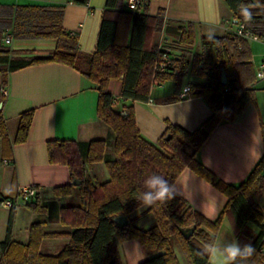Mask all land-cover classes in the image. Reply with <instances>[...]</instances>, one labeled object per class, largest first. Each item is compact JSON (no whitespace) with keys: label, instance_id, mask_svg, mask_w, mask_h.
<instances>
[{"label":"trees","instance_id":"1","mask_svg":"<svg viewBox=\"0 0 264 264\" xmlns=\"http://www.w3.org/2000/svg\"><path fill=\"white\" fill-rule=\"evenodd\" d=\"M149 1L143 2L145 12L138 13L124 11V0H106L96 49L92 53L82 52L78 35L63 27L64 5H0V87L7 85L11 71L46 62L67 64L94 82L98 91L97 115L114 134V157L106 160L107 143L103 139L89 142L51 139L46 142L49 162L66 165L71 179L80 180L78 185L71 183L53 188L57 198L71 194L74 189L77 191V204L59 208V221L72 230L46 231L43 222L37 221L30 225L26 243L14 241L10 238L11 212L6 237L0 243V264H123L117 240H137L144 252L151 255L136 264H180L175 247L180 248L187 264H211L209 256L200 253L206 244L215 242L224 216L230 220L235 237L239 241L241 238L247 240L242 245L250 243L256 248L249 264H264V208L254 199V194L264 192V156L238 184L220 180L197 156L221 121H233L255 100L254 85L258 82L255 81L249 40L230 30L220 36H202L201 51L191 52L189 47L195 41L193 23L164 24L162 9L156 15L146 11ZM224 1L233 18L264 34V0ZM246 8L252 14L251 19L243 14ZM1 16L12 18V22L4 23ZM126 27L130 33L128 42L124 33ZM5 28L11 30L14 39L53 40L55 48L47 55L14 57L2 44ZM163 32L172 38L170 43L167 40L160 43L171 49L172 63L165 72H158L155 70L160 57L158 38ZM222 69L227 77L225 83L222 82ZM188 74L204 80L189 83L188 96L203 97L212 109L211 115L192 131L168 122L157 143L146 140L136 125L132 103L147 101L152 85L158 81L171 80L179 88ZM112 79L121 80V98L130 99V104L114 108L116 101L108 91ZM4 99L0 93V103ZM32 118L33 110L19 116L12 141L0 106L3 158L10 156L12 142L26 141ZM98 161H104L108 171L109 178L103 182L91 172V165ZM186 168L227 197L219 216L213 221L208 220L175 192L170 201L147 207L146 211L153 213L156 219L154 225L138 227L132 215L143 206L139 197L145 190L144 180L156 173L174 184ZM36 198L38 192L23 205L37 212L43 210ZM120 216L127 218L123 225L116 220ZM248 223L258 229L254 238L245 231ZM194 225L189 237L180 232V228L190 229ZM60 237L69 241L59 252H42L44 239Z\"/></svg>","mask_w":264,"mask_h":264},{"label":"crops","instance_id":"2","mask_svg":"<svg viewBox=\"0 0 264 264\" xmlns=\"http://www.w3.org/2000/svg\"><path fill=\"white\" fill-rule=\"evenodd\" d=\"M105 1L87 0L86 3H81L78 0H0V5H64L63 27L71 34L78 35V46L82 52L92 53L96 49ZM4 9L3 11H6ZM159 9L163 10L164 24L192 22L195 36L200 34V38L224 35L232 28L225 21L234 15L224 0H150L146 11L150 15H156ZM123 10L142 13L144 8L141 6L134 11L130 10L125 6L124 0ZM1 19L4 23L12 22L10 17L1 16ZM9 31V28H5L4 32ZM124 33L128 42V27ZM165 35L164 32L160 34L158 44L164 40L168 43ZM249 45L252 52L251 61L255 68L264 57V43L249 40ZM54 48L53 40L13 38L9 49L12 56L20 57L47 55ZM167 81L172 83L171 88L163 86ZM203 81L201 77L188 74L179 88L171 80L154 83L147 101L132 103L136 125L141 135L146 140L157 143L168 122L190 131L198 128L211 115L212 109L201 96L179 98L178 93L186 84ZM6 88L8 93L0 106L8 131L10 123L16 122L9 138L13 141L19 116L23 112L33 110V118L26 141L12 142L10 156L2 157L0 140V198H15L19 187L33 185L37 187L38 192L36 201L43 210L33 211L23 204L14 209L0 205V243L6 237L11 212V240L26 243L29 227L37 221L43 222L46 231L70 232L72 229L69 226L59 224V208L77 204L79 196L75 189L71 194L60 198L54 195V187L71 184L72 179L66 165L49 162L46 142L51 139L77 142L103 139L107 143L106 148L108 143L112 146L114 134L97 115L98 91L95 84L79 70L67 64L46 62L9 72ZM254 88L255 100L233 121H221L197 153L202 164L226 183L242 182L264 156V82H258ZM108 91L116 101L115 109L132 102L130 99L121 98L120 79L110 80ZM5 160L10 163L5 164ZM92 174L95 176L93 172ZM102 177L104 181L109 178L107 172ZM173 185L175 192L208 220H215L227 201V197L220 190L189 168L181 172ZM71 198L75 200L72 201ZM146 210L147 207L143 205L133 213L135 224ZM233 239L237 238L230 220L224 216L214 244L219 245ZM68 241V238H46L42 242L41 250L55 254ZM133 249L140 251L138 244H135ZM141 249L144 251L142 247ZM175 253L180 264H187L179 247H175ZM128 258L125 257L123 262L129 263ZM209 260L213 264L211 257Z\"/></svg>","mask_w":264,"mask_h":264},{"label":"clouds","instance_id":"3","mask_svg":"<svg viewBox=\"0 0 264 264\" xmlns=\"http://www.w3.org/2000/svg\"><path fill=\"white\" fill-rule=\"evenodd\" d=\"M244 16L251 19V12L244 9ZM144 191L140 194V201L145 207H151L158 202L170 201L174 198L175 187L163 175L153 173L144 180ZM200 254L212 258L213 264H249L256 254V248L250 243L241 244L237 239L222 244L209 243L204 246Z\"/></svg>","mask_w":264,"mask_h":264},{"label":"built area","instance_id":"4","mask_svg":"<svg viewBox=\"0 0 264 264\" xmlns=\"http://www.w3.org/2000/svg\"><path fill=\"white\" fill-rule=\"evenodd\" d=\"M144 0H125V6L130 10H136L143 5ZM229 25L231 30L239 36L251 41H259L264 43V34H259L253 29L248 27V25L241 20L236 18L228 19L225 21ZM2 42L5 44H11L13 42V35L11 31L5 32L2 35ZM160 57L155 64V70L158 72H165L168 69V66L172 63L171 60V49L168 46L160 44ZM255 81L264 82V57H262L259 65L255 67ZM190 86L189 84L184 85L178 93L179 98L189 97ZM0 93L4 96L7 95L8 91L6 86L0 87ZM5 164L10 163L9 160L4 161ZM37 195V187L22 186L18 188L17 196L12 199H0V205L9 209L16 208L19 204L31 201Z\"/></svg>","mask_w":264,"mask_h":264},{"label":"rangeland","instance_id":"5","mask_svg":"<svg viewBox=\"0 0 264 264\" xmlns=\"http://www.w3.org/2000/svg\"><path fill=\"white\" fill-rule=\"evenodd\" d=\"M174 40H176V39H174ZM2 44L7 48H10V46H11V44H5L4 42H2ZM189 49H191V52L201 51L200 34H197L195 36L194 44L192 47H189ZM163 86H165L167 88H171L172 83L170 81H167L163 84ZM18 122H19V119H18ZM15 125H16V122H14V121L12 123H10V128H9L10 131L12 128L15 127ZM7 129H8V126H7ZM10 131H8V135H9ZM113 154H114L113 147L110 146V143H108L106 153H105V160L109 159V158L111 159L113 157ZM91 172H93L95 174V176L99 182L104 181V178L102 177L104 175V173H105V175H106V172L108 174V171H107V168L105 166L104 161L94 162L91 165ZM254 199L258 202V204L260 206H262V208H264V192H262L261 195L254 194ZM71 200L74 201L75 199L73 200V198H71ZM155 222H156V219H155L153 213L144 211V213H142L140 218H138L136 220V225L140 228H148V227L154 225ZM59 224L63 225L61 222H59ZM245 231L248 233L250 238H254L258 233L257 227L255 225H253L252 223H248L246 225ZM60 238L63 239L65 237H60ZM246 241L247 240L245 238L240 239L241 243H244ZM57 242H59V241H57ZM59 243H56V244H59ZM135 244L136 245L138 244V246L140 247L139 252L138 251L136 252L135 249H133V246ZM117 245H118V251H119L120 258L122 260V263H124V264H130L131 262L136 264L139 261H141L147 257V256L145 257L146 254L144 251H142L141 245L137 240H130V241H126V242H120L119 240H117ZM125 257H129L128 258L130 260L129 263H126L125 261L123 262Z\"/></svg>","mask_w":264,"mask_h":264},{"label":"water","instance_id":"6","mask_svg":"<svg viewBox=\"0 0 264 264\" xmlns=\"http://www.w3.org/2000/svg\"><path fill=\"white\" fill-rule=\"evenodd\" d=\"M165 39H168V43L171 42V38L167 35L164 36ZM227 81V77H226V73L224 71V69H222V82H226ZM169 138V136L167 137V139ZM73 185H78L80 183V180L78 179H73L72 182H71ZM117 222L120 224V225H123L127 222V218L124 217V216H120L118 218H116ZM195 229V225L192 226L190 229H182L180 228V232L184 235V237H189L191 235V233L193 232V230Z\"/></svg>","mask_w":264,"mask_h":264}]
</instances>
